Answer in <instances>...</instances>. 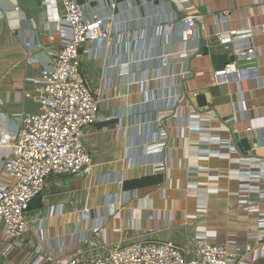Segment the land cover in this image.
Masks as SVG:
<instances>
[{
  "label": "crops",
  "instance_id": "obj_1",
  "mask_svg": "<svg viewBox=\"0 0 264 264\" xmlns=\"http://www.w3.org/2000/svg\"><path fill=\"white\" fill-rule=\"evenodd\" d=\"M77 2L109 19V37L85 46L93 57L80 63L99 100L83 139L91 168L47 178L26 232L0 237V264H25L37 248L42 264H66L75 253L88 260L141 240L192 256L196 237L226 244L230 264H264V0ZM63 15L61 0H0V129L15 131L38 112L41 73L71 35ZM241 29L253 32L251 68L217 74L216 55L225 52L211 45L213 34ZM181 97L190 104H175ZM160 133L166 168L154 173L159 155L146 149ZM6 154L0 145V187L13 183L3 170Z\"/></svg>",
  "mask_w": 264,
  "mask_h": 264
},
{
  "label": "built area",
  "instance_id": "obj_2",
  "mask_svg": "<svg viewBox=\"0 0 264 264\" xmlns=\"http://www.w3.org/2000/svg\"><path fill=\"white\" fill-rule=\"evenodd\" d=\"M61 3L71 35L54 53L52 67L41 73L33 96L38 112L24 117L15 131L0 129V145L7 150L3 170L13 181L8 187H0V237L5 239H16L26 232L29 203L43 192L48 177L84 176L91 168V158L83 139L96 123L99 100L82 76L80 63L93 57L90 51L83 49L85 46L96 45L109 37L106 29L109 19L87 14L85 5L77 0H61ZM184 20L190 27L196 23L194 16H185ZM222 23H225L224 19ZM252 39L250 29L215 32L211 45L229 57V64L217 74L251 68L255 55ZM240 42L245 43L243 47L238 46ZM30 45V42L25 44L26 47ZM161 63L163 67L166 64L165 60ZM192 97L196 98L197 93ZM175 104L188 106L190 103L181 97ZM204 113L210 114L211 110ZM163 114H174V111ZM207 118L202 117L203 120ZM186 128L190 130L191 126L187 123ZM166 140V134L160 133L159 140L146 149L148 156L159 155L154 163V173L166 168L161 157ZM33 219L38 217L33 216ZM258 245L264 250V240ZM16 246V242L7 244L1 256L6 258ZM192 246L194 255L190 256L169 243L141 240L88 260H82L80 253H75L66 264H230L233 256L226 244L203 237L194 238ZM41 252L42 249L37 248L25 264H42Z\"/></svg>",
  "mask_w": 264,
  "mask_h": 264
},
{
  "label": "water",
  "instance_id": "obj_3",
  "mask_svg": "<svg viewBox=\"0 0 264 264\" xmlns=\"http://www.w3.org/2000/svg\"><path fill=\"white\" fill-rule=\"evenodd\" d=\"M213 42V39H211V43ZM200 46H201V52L204 56L209 55L210 52V46L206 45L203 43V40L201 39L200 41ZM217 58V64L215 65V71L220 72L223 71L225 69V67L229 64V57L227 53H220L216 55ZM197 101L200 103V105H205V97L204 95H199L196 97ZM236 139H239L240 136H235ZM240 143L242 144L243 148L245 150H249V143H248V139L247 138H241L239 139ZM39 203V198L35 197L33 198L29 205L30 207H34L37 208Z\"/></svg>",
  "mask_w": 264,
  "mask_h": 264
}]
</instances>
